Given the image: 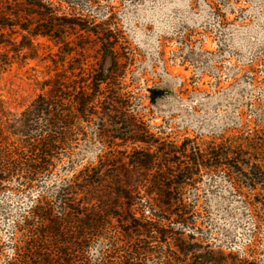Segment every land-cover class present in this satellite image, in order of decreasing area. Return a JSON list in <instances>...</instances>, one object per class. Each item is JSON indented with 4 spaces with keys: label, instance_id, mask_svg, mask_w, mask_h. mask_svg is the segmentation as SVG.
Wrapping results in <instances>:
<instances>
[{
    "label": "rangeland",
    "instance_id": "obj_1",
    "mask_svg": "<svg viewBox=\"0 0 264 264\" xmlns=\"http://www.w3.org/2000/svg\"><path fill=\"white\" fill-rule=\"evenodd\" d=\"M66 2L63 11L74 25L63 37L56 30L45 35L31 6L0 10V128L10 132L24 109L64 81L74 107L82 96L94 97L96 83L106 78L97 115L81 132L73 129L76 172L102 155L109 168L101 184L108 185L109 176L112 184L132 188L162 178L172 188L183 182L197 237L264 264V208L249 203L264 198V190L252 189V171L222 149L245 146L264 119V0ZM109 33L117 60L106 53L109 41L100 39ZM101 65L112 74L103 75ZM152 89L168 94L153 103ZM66 162L32 188L0 185V264L13 257L17 220L66 178ZM149 199L131 200L147 216L151 208L161 213L162 202Z\"/></svg>",
    "mask_w": 264,
    "mask_h": 264
},
{
    "label": "trees",
    "instance_id": "obj_2",
    "mask_svg": "<svg viewBox=\"0 0 264 264\" xmlns=\"http://www.w3.org/2000/svg\"><path fill=\"white\" fill-rule=\"evenodd\" d=\"M63 2L59 0L56 5L53 0H0V10L15 12L11 6H31L41 16L39 26L44 25L51 32L56 30L59 37H63L66 27L74 25L63 11ZM66 3L74 4L72 0ZM43 33L48 35L50 31ZM111 35L105 34L100 39L104 44L109 41L106 53L117 60ZM101 67L103 75L112 74ZM107 81L104 78L96 83L94 97L82 96L75 108L70 88L64 81L51 93L39 95L24 109L10 132L0 128V185L16 183L24 190L32 188L67 160L63 170L66 178L35 198L14 225L13 257L6 264H258L257 259L248 258L245 252L241 257L197 237L194 233L197 222L191 216L194 205L187 204L183 198V182H177L181 186L172 188L169 178H162L150 186L144 182L132 188L123 183L112 184L109 176L110 183L104 185L101 178L109 167L105 162L107 156L102 155L76 172V167L81 165L70 153L73 129L77 127L81 132L84 122H92L89 116L97 115L95 106L102 102L100 88ZM150 92L153 103L168 94L157 89ZM112 101H108L107 107ZM222 149L228 152L223 150L226 158L252 171V189L260 185L264 190V119L249 132L245 146ZM243 153L244 157L240 156ZM145 156L149 157L150 153ZM221 156L217 154L218 159ZM136 161L144 163L140 159ZM132 190L136 192L133 194ZM133 196H151L147 203L154 199L162 202L164 208L155 214L151 206L152 211L147 216L139 204L131 200ZM249 203L255 205L254 208H264V198L260 196ZM190 230L193 232L188 233Z\"/></svg>",
    "mask_w": 264,
    "mask_h": 264
}]
</instances>
